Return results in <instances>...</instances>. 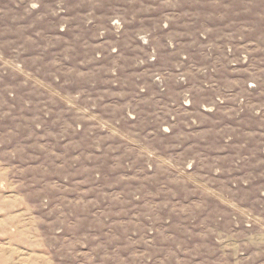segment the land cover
Here are the masks:
<instances>
[{
	"label": "rangeland",
	"instance_id": "374dc122",
	"mask_svg": "<svg viewBox=\"0 0 264 264\" xmlns=\"http://www.w3.org/2000/svg\"><path fill=\"white\" fill-rule=\"evenodd\" d=\"M0 264H264V0H0Z\"/></svg>",
	"mask_w": 264,
	"mask_h": 264
}]
</instances>
